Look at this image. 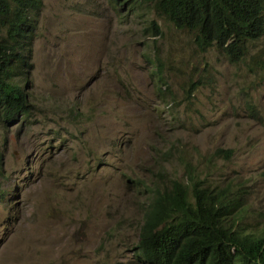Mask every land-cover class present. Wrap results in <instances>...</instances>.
Wrapping results in <instances>:
<instances>
[{
  "label": "rangeland",
  "instance_id": "rangeland-1",
  "mask_svg": "<svg viewBox=\"0 0 264 264\" xmlns=\"http://www.w3.org/2000/svg\"><path fill=\"white\" fill-rule=\"evenodd\" d=\"M43 3L33 114L0 130V264H139L152 197L193 175L264 234V40L234 65L153 5Z\"/></svg>",
  "mask_w": 264,
  "mask_h": 264
},
{
  "label": "trees",
  "instance_id": "trees-1",
  "mask_svg": "<svg viewBox=\"0 0 264 264\" xmlns=\"http://www.w3.org/2000/svg\"><path fill=\"white\" fill-rule=\"evenodd\" d=\"M116 2L135 12L138 6L153 4L176 27L193 32L201 51L216 48L232 63L245 59L252 44L264 37V0ZM43 8V0H0V129L26 122L33 114L26 82L33 69V45ZM150 29L160 35L155 22ZM160 80L165 83L163 77ZM154 197L144 211L135 247L141 264H264V236L235 229L230 222L237 205L227 195L196 183L192 201L189 190L173 182L171 191H157Z\"/></svg>",
  "mask_w": 264,
  "mask_h": 264
},
{
  "label": "clouds",
  "instance_id": "clouds-1",
  "mask_svg": "<svg viewBox=\"0 0 264 264\" xmlns=\"http://www.w3.org/2000/svg\"><path fill=\"white\" fill-rule=\"evenodd\" d=\"M111 1H113V2H115L116 4H119V3H117L116 2V0H111ZM122 3H124V2H122ZM122 3H120V4H122ZM125 4V3H124ZM144 5H146V4H144ZM143 5V6H144ZM149 5H153V4H149ZM131 6V5H130ZM125 7H129V6H125ZM130 8V7H129ZM44 9V8H43ZM155 9V8H154ZM131 10V9H130ZM139 9H136V12L138 11ZM131 11H134V10H131ZM156 11V10H155ZM135 12V11H134ZM156 13H157V11H156ZM157 15L158 16H160V17H162V18H164V19H166V20H168L167 18H165V17H163V16H161V15H159L158 13H157ZM169 21V20H168ZM151 22H155V23H157L156 21H151ZM150 22V23H151ZM169 22H171V21H169ZM172 23V22H171ZM173 24V23H172ZM174 25V24H173ZM157 26H158V24H157ZM175 26V25H174ZM176 27V26H175ZM158 28H159V30H160V35H157V36H155L154 34H153V36H155V37H158V36H161L162 35V31H161V28L158 26ZM177 29H180V28H178V27H176ZM182 30H186V29H182ZM187 31H189V30H187ZM189 32H191V31H189ZM193 35H194V43H195V34L193 33V32H191ZM37 40V39H36ZM262 40H264V37L261 39V40H259V41H257V42H255L254 44H252L254 47L251 49V51L249 52V54L252 52V50L254 49V48H256V46H257V44L259 43V42H261ZM195 45H196V43H195ZM251 45V46H252ZM196 47L198 48V46L196 45ZM33 49H34V47H33ZM199 49V48H198ZM200 50V49H199ZM211 50H215V51H217L222 57H225L226 58V56L225 55H223L220 51H218L216 48H211L210 50H208V51H206V52H204V51H201V52H203V53H209ZM248 54V55H249ZM247 55V56H248ZM246 56V57H247ZM227 59V58H226ZM228 60V59H227ZM229 61V60H228ZM242 61H244V59L242 60ZM241 61V62H242ZM230 62V61H229ZM241 62H239V63H232V62H230L231 64H234V65H238V64H240ZM32 63H33V60H32ZM32 71V70H31ZM30 76H31V72H30ZM30 76H29V79H30ZM29 79H28V81L26 82L27 83V85H26V90H27V93H28V95H29V92H28V88H29ZM193 84H195L196 85V89H194L193 90ZM202 87V83L200 82V81H193L192 83H191V87H190V92L191 93H197L199 90H200V88ZM29 100H30V96H29ZM30 103H31V101H30ZM252 113L253 114H259L258 113V110H256V109H252ZM1 130V129H0ZM224 153L226 154L225 156L227 157V158H229L230 156H231V152H226V151H224V150H221V149H219V150H217L216 151V155H219V156H224ZM3 155V154H2ZM173 182H178L179 184H181L182 186H184V187H186L188 190H189V193H190V198H191V200L193 201L194 199H193V189H194V185L197 183L198 184V187L199 188H201V189H204V190H206V189H208L209 191H214L215 193H217V194H219V195H227L228 196V199L229 200H231V201H234L235 203H236V205H237V208H236V211H235V213H234V215L232 216V218H231V224L235 227V229H237V230H239V231H241L243 234H246V235H253V236H256V237H261V236H264V234H262V235H254V234H252V233H247V232H245L244 230H241V229H239V227H238V223L236 222V216H237V214H238V212L240 211V209H239V206H240V200H241V198H242V195L240 194V193H238V192H235V191H232V190H230V189H227V188H217V187H215V188H213V189H210L209 187H203L202 186V181H198L197 180V178H196V175H193V176H191V179H190V183L189 184H187V185H184V184H182L181 182H179V181H177V180H173L172 181V188L170 189V190H164V191H162V192H167V191H171L172 189H173ZM1 193V199H2V192H0ZM156 194V193H155ZM154 196L152 197V199H151V202H150V204L148 205V207H150V205L152 204V201L154 200ZM2 203V202H1ZM144 224V216H143V223H142V225ZM142 225H141V227H142ZM141 227H140V232H141ZM139 240H140V233H139ZM139 240H138V242H139ZM137 253V252H136ZM135 256H136V254H135ZM137 258V257H136ZM138 260V259H137ZM139 262V261H138ZM139 264H141L140 262H139Z\"/></svg>",
  "mask_w": 264,
  "mask_h": 264
}]
</instances>
